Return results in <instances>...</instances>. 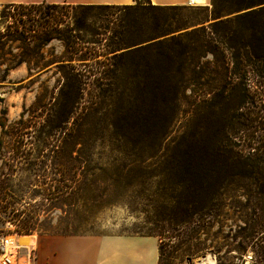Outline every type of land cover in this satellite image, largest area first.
I'll list each match as a JSON object with an SVG mask.
<instances>
[{
    "label": "rangeland",
    "instance_id": "1",
    "mask_svg": "<svg viewBox=\"0 0 264 264\" xmlns=\"http://www.w3.org/2000/svg\"><path fill=\"white\" fill-rule=\"evenodd\" d=\"M233 2L0 5V231L138 234L160 264H264V0ZM83 147L102 198L46 204L81 179L52 150Z\"/></svg>",
    "mask_w": 264,
    "mask_h": 264
},
{
    "label": "crops",
    "instance_id": "2",
    "mask_svg": "<svg viewBox=\"0 0 264 264\" xmlns=\"http://www.w3.org/2000/svg\"><path fill=\"white\" fill-rule=\"evenodd\" d=\"M133 0H0L8 4L128 5ZM156 6H209L211 0H147ZM36 264H159L155 237L138 234L44 235L36 239Z\"/></svg>",
    "mask_w": 264,
    "mask_h": 264
},
{
    "label": "trees",
    "instance_id": "3",
    "mask_svg": "<svg viewBox=\"0 0 264 264\" xmlns=\"http://www.w3.org/2000/svg\"><path fill=\"white\" fill-rule=\"evenodd\" d=\"M213 1V7H214V11L213 13L215 15H220L223 10H224V5L222 4V2L224 0H211V2ZM236 4L235 8H240L243 6H247L249 5L251 2H253V0H233ZM37 5H46V7H65V6H78V7H83L86 9H92V8H101V7H108V6H115V5H51V4H37ZM18 6H28V5H22L19 4ZM29 6H36V4H31ZM155 7H173V6H156V5H152ZM254 11H246L244 12L241 16H249L253 13ZM46 15L48 16V12H46ZM82 23V19L79 18H75L74 20V24L76 26L81 25ZM52 38H59V39H63V40H67L65 38H60V36H52V35H48L45 38H43V41H48ZM93 150L89 149V148H79V149H74V148H61V149H53L52 150V156L53 158L58 161V164L63 168H67V165H65L64 163H62L61 161H73L78 163V168H80V172L79 175L81 177L80 180H78L77 182V188L74 192V194L71 196V191L68 190V187L65 185L62 187H57V191L55 193H53L50 196L45 197V200H47L46 204H54V203H61V204H69L70 203V199L72 197V199L74 198V201L76 199V201L79 203V208L83 209L86 208L88 203H93L96 200L101 199L102 197L99 196V193L101 191H98V187L95 184V180L93 179H87V177L85 176L89 171H91V169H93L92 167H88V164L86 163L87 161L91 160V158L93 157ZM99 169H101L102 171L105 172L106 168L103 167H99ZM131 169V168H130ZM93 174V173H91ZM105 187L102 188V190H104ZM16 216H18V214H16ZM17 231L20 234H28L29 233V224L26 221H23L21 224H18L17 227ZM66 235V234H64ZM159 264H160V256H159Z\"/></svg>",
    "mask_w": 264,
    "mask_h": 264
},
{
    "label": "built area",
    "instance_id": "4",
    "mask_svg": "<svg viewBox=\"0 0 264 264\" xmlns=\"http://www.w3.org/2000/svg\"><path fill=\"white\" fill-rule=\"evenodd\" d=\"M12 236H18L16 229L0 231V264H36L35 245L20 246Z\"/></svg>",
    "mask_w": 264,
    "mask_h": 264
},
{
    "label": "bare ground",
    "instance_id": "5",
    "mask_svg": "<svg viewBox=\"0 0 264 264\" xmlns=\"http://www.w3.org/2000/svg\"><path fill=\"white\" fill-rule=\"evenodd\" d=\"M16 238L17 240V243L20 245V246H23V247H27L29 246L31 243H33L34 245H36L35 241H32V240H29V241H24L21 237L22 235H18V236H12V238ZM197 264H206V262L203 261V259H199L197 261Z\"/></svg>",
    "mask_w": 264,
    "mask_h": 264
}]
</instances>
